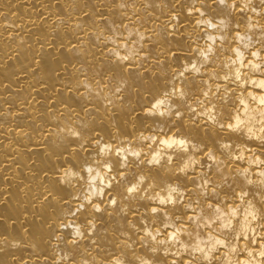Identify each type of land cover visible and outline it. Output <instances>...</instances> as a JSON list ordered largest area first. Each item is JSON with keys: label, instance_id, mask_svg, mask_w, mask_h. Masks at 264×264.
Wrapping results in <instances>:
<instances>
[{"label": "bare ground", "instance_id": "obj_1", "mask_svg": "<svg viewBox=\"0 0 264 264\" xmlns=\"http://www.w3.org/2000/svg\"><path fill=\"white\" fill-rule=\"evenodd\" d=\"M0 264H264V0H0Z\"/></svg>", "mask_w": 264, "mask_h": 264}]
</instances>
